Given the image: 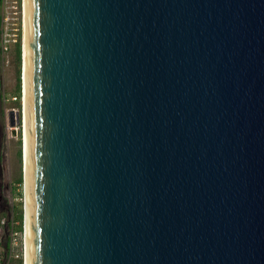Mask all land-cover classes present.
I'll return each mask as SVG.
<instances>
[{"label": "water", "instance_id": "95a60500", "mask_svg": "<svg viewBox=\"0 0 264 264\" xmlns=\"http://www.w3.org/2000/svg\"><path fill=\"white\" fill-rule=\"evenodd\" d=\"M25 15L27 264H264V0Z\"/></svg>", "mask_w": 264, "mask_h": 264}, {"label": "rangeland", "instance_id": "374dc122", "mask_svg": "<svg viewBox=\"0 0 264 264\" xmlns=\"http://www.w3.org/2000/svg\"><path fill=\"white\" fill-rule=\"evenodd\" d=\"M22 28L21 1L0 0V223L13 211L12 205L20 203L23 211V185L16 182L19 174L22 178L23 129L21 120L15 126L9 124L10 110L22 116L20 88L17 91L20 59L17 62L15 55V43L21 48Z\"/></svg>", "mask_w": 264, "mask_h": 264}, {"label": "built area", "instance_id": "2783aa9c", "mask_svg": "<svg viewBox=\"0 0 264 264\" xmlns=\"http://www.w3.org/2000/svg\"><path fill=\"white\" fill-rule=\"evenodd\" d=\"M20 1L22 5L23 27V0ZM18 225L19 221L14 218L13 211L8 216H6L5 219H2L0 223V264H11V260L14 258L21 257L22 261L24 259L25 242L23 233V222L22 230H19L17 228Z\"/></svg>", "mask_w": 264, "mask_h": 264}, {"label": "bare ground", "instance_id": "6f19581e", "mask_svg": "<svg viewBox=\"0 0 264 264\" xmlns=\"http://www.w3.org/2000/svg\"><path fill=\"white\" fill-rule=\"evenodd\" d=\"M27 0H23V28H22V42H23V57H24V69H23V93L22 96V116H21V129L23 133L24 140V159L26 160L27 154V70H26V58H27V18L26 12ZM22 138V137H21ZM27 176V174L25 175ZM25 198H24V211H25V264H27V243H26V213H27V178L25 180Z\"/></svg>", "mask_w": 264, "mask_h": 264}, {"label": "trees", "instance_id": "16d2710c", "mask_svg": "<svg viewBox=\"0 0 264 264\" xmlns=\"http://www.w3.org/2000/svg\"><path fill=\"white\" fill-rule=\"evenodd\" d=\"M16 46H15V55H16V58H17V62H19V59H20V46H19V42L15 43ZM20 64V63H19ZM17 81L19 83V77L17 76ZM20 88V85H17V91L18 89ZM19 155H20V152H19ZM22 181V178L19 174L18 178L16 179V182L18 184H20ZM14 206V207H13ZM15 209V211H14ZM12 210H13V216L16 220L19 221V225L17 226V228L19 230H22V207L19 203V205H12ZM22 264V258L19 257V258H14L11 260V264Z\"/></svg>", "mask_w": 264, "mask_h": 264}]
</instances>
